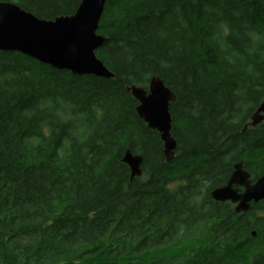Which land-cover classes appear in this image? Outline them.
Segmentation results:
<instances>
[{"label":"trees","instance_id":"trees-1","mask_svg":"<svg viewBox=\"0 0 264 264\" xmlns=\"http://www.w3.org/2000/svg\"><path fill=\"white\" fill-rule=\"evenodd\" d=\"M0 2L51 20L80 0ZM97 29L114 79L0 51V264H260L264 200L236 214L209 196L236 162L264 173V122L244 129L264 101V0H106ZM152 75L175 95L171 162L125 89Z\"/></svg>","mask_w":264,"mask_h":264},{"label":"water","instance_id":"water-1","mask_svg":"<svg viewBox=\"0 0 264 264\" xmlns=\"http://www.w3.org/2000/svg\"><path fill=\"white\" fill-rule=\"evenodd\" d=\"M105 3L106 0H80L72 15L45 20L16 4L0 2V51L20 53L45 66L77 76L114 79V74L95 54L106 40L97 33ZM125 89L137 102L135 114L148 129L157 132L165 162L173 161L176 142L171 137L169 108L175 95L154 75L149 78L146 89L134 85ZM263 121L264 101L255 108L244 129L256 127ZM121 161L128 167L130 180L142 176V156L127 149ZM224 184L213 189L209 197L215 202H229L236 214L245 213L251 203L264 200V173L252 180L241 161L233 164Z\"/></svg>","mask_w":264,"mask_h":264},{"label":"flooded vegetation","instance_id":"flooded-vegetation-1","mask_svg":"<svg viewBox=\"0 0 264 264\" xmlns=\"http://www.w3.org/2000/svg\"><path fill=\"white\" fill-rule=\"evenodd\" d=\"M258 254H260V255H264V253H258ZM253 255V253H251V255H250V257ZM260 264H264V259L263 260H260V261H258ZM250 263H254V261H252V260H250Z\"/></svg>","mask_w":264,"mask_h":264},{"label":"rangeland","instance_id":"rangeland-1","mask_svg":"<svg viewBox=\"0 0 264 264\" xmlns=\"http://www.w3.org/2000/svg\"><path fill=\"white\" fill-rule=\"evenodd\" d=\"M171 161H172V160H171ZM171 161H170V162H171ZM197 239H198V238H197ZM198 241H199V240H198Z\"/></svg>","mask_w":264,"mask_h":264}]
</instances>
